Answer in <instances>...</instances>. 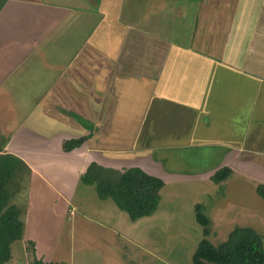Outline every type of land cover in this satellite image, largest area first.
<instances>
[{
	"label": "crops",
	"instance_id": "obj_1",
	"mask_svg": "<svg viewBox=\"0 0 264 264\" xmlns=\"http://www.w3.org/2000/svg\"><path fill=\"white\" fill-rule=\"evenodd\" d=\"M4 139L0 228L23 225L20 238H3L1 264H115L86 261L87 251L103 255L93 242L112 238L77 212L89 202L76 191L89 185L79 174L90 161L140 166L164 180L160 193L178 182L205 187L207 216L219 219L209 235L224 240L234 225L213 219L214 199L258 201L264 184V0H0ZM222 166L231 174L213 182ZM161 201L132 221L151 224ZM107 203L97 214L111 222ZM236 211L264 218V206L233 205L227 217ZM89 230L99 239L88 241ZM157 259L140 263L174 256Z\"/></svg>",
	"mask_w": 264,
	"mask_h": 264
},
{
	"label": "rangeland",
	"instance_id": "obj_2",
	"mask_svg": "<svg viewBox=\"0 0 264 264\" xmlns=\"http://www.w3.org/2000/svg\"><path fill=\"white\" fill-rule=\"evenodd\" d=\"M85 188L86 189L83 191V187H79L76 191L77 195L83 194L86 200L89 201L83 204V208L77 210L78 214H81L80 219L82 220V225L90 229L101 228V225H105L106 227L104 230L112 234V238L108 237V240L105 242H93V245L99 243L98 245L102 247V251L104 252L100 257L94 253L93 257L95 258H93L91 256L92 253L87 251V262L94 259H105L107 255L108 259L110 261L112 259L115 264H141L140 262H159L157 259L158 254H172L174 256V259L170 260L172 262L162 264H191L192 253L199 239L203 237L202 226L195 219L194 204L200 202L203 204V212L206 214L210 212L209 205L206 209V205L212 203L211 199H209L210 192L208 189L200 185L186 184L183 182L168 184L164 190L162 189V193H160L162 201L155 215V219H153L150 224L147 222L148 220L142 223H140L141 221L130 220L127 213L119 209L111 199L102 200L98 198L93 185H87ZM243 195L244 193L242 197ZM256 196L258 201L255 200L253 202H251V196H248L247 199L242 198L243 202H234L235 197L233 194L228 197L232 198L233 202L230 201V199L221 198V196L216 197L214 199V202H216L214 205L216 207L219 206L221 211L215 213L211 212L210 215L213 219L216 215H221L223 217H221V219L226 228L225 231L235 224L246 225L247 223H253V225L264 234V218L260 217L258 215L259 213L254 215V218L245 219V214H242L244 212L237 214L238 212L236 211L235 213L237 216L232 215L231 217H227V208L233 205L238 208V211L248 207H252V209L263 207L264 199L259 195ZM106 202L112 206V209H108L109 215L113 218L111 222L105 220V217H103L104 219L101 218V216L97 214V209H100L99 207L101 205L104 206ZM218 203L220 204L218 205ZM218 220L219 219L215 218V220L210 222V229L214 228ZM154 222L155 224L153 225L152 223ZM157 227L161 228V230L164 229V231L161 233ZM143 229L147 230V234H139ZM154 230H157L156 234ZM75 235L77 236L78 234ZM217 236L219 235H214L213 237L208 235L207 238L212 243L216 244L223 239ZM99 237L98 234L92 232L88 234L89 240H87H96L99 239ZM78 242L79 241H76V243ZM16 252H14L15 257L19 254V252H17V254ZM20 255L22 257V254ZM18 259L20 258H17V260ZM175 259L177 261H175ZM186 260H188V262H185ZM62 263L65 264V262ZM5 264H35V261L5 262ZM69 264H72V262ZM89 264H91V262H89ZM102 264H104V262Z\"/></svg>",
	"mask_w": 264,
	"mask_h": 264
},
{
	"label": "trees",
	"instance_id": "obj_3",
	"mask_svg": "<svg viewBox=\"0 0 264 264\" xmlns=\"http://www.w3.org/2000/svg\"><path fill=\"white\" fill-rule=\"evenodd\" d=\"M6 141L4 139L0 143V149L3 148ZM9 172L13 178L15 173L13 167ZM231 172V168L222 166L212 173L210 179L218 183L226 179ZM79 182L93 185L98 198L111 199L119 209L127 213L130 220H136L155 212L161 198L160 190L164 185V180L161 177L147 172L140 166L131 165L120 169L102 165L96 161H90L85 170L79 174ZM7 191L8 189L0 188V193H2L0 203H2L1 199L4 200L7 197ZM256 191L264 198V184H257ZM194 214L196 221L202 226L203 237L198 241L192 254L191 264H206L208 262L215 264H264L263 237L252 226L234 225L224 240L214 244L207 238L210 233V219L203 212L202 203L194 204ZM3 222L8 224V216L3 218ZM22 225L20 220L17 224L12 223V231L16 232H11V235L4 233L9 232L6 227H4L5 229L0 228V261L8 257L7 251L1 244L3 238L9 236L11 239L20 238ZM35 264L63 263L43 262L40 259H35Z\"/></svg>",
	"mask_w": 264,
	"mask_h": 264
}]
</instances>
